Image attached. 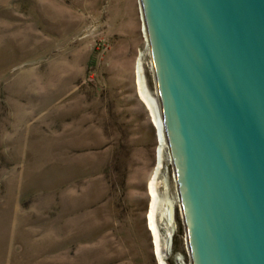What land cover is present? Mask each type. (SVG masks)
I'll use <instances>...</instances> for the list:
<instances>
[{
	"label": "rangeland",
	"instance_id": "374dc122",
	"mask_svg": "<svg viewBox=\"0 0 264 264\" xmlns=\"http://www.w3.org/2000/svg\"><path fill=\"white\" fill-rule=\"evenodd\" d=\"M142 22L140 0H0V264H161ZM173 165L157 187L174 203V227L156 216L163 259L193 264Z\"/></svg>",
	"mask_w": 264,
	"mask_h": 264
},
{
	"label": "water",
	"instance_id": "95a60500",
	"mask_svg": "<svg viewBox=\"0 0 264 264\" xmlns=\"http://www.w3.org/2000/svg\"><path fill=\"white\" fill-rule=\"evenodd\" d=\"M142 5L192 263L264 264V0Z\"/></svg>",
	"mask_w": 264,
	"mask_h": 264
},
{
	"label": "bare ground",
	"instance_id": "6f19581e",
	"mask_svg": "<svg viewBox=\"0 0 264 264\" xmlns=\"http://www.w3.org/2000/svg\"><path fill=\"white\" fill-rule=\"evenodd\" d=\"M140 2L142 5V0H140ZM142 16H143L142 34H143V38L145 42V49L144 51L140 53L139 58L136 63L135 82H136V87L138 90V95L141 101L148 108V111H150L153 123L158 132L159 148H158V153H157V164L153 172V175L150 179L149 188H148L149 197L151 198V206H150V213L148 216V220H149L150 230L155 240L158 260L161 264H165V261L163 259V249L161 247V238H160V234H159L157 222H156V216H157V212L159 209L161 208L164 209L163 216L167 220L168 226L174 227L173 226L174 203L168 199L167 192L165 193L164 200L163 201L160 200L158 192H157L158 190L157 187L159 185V176L162 171L163 165L165 163V157H167L168 163L170 164L174 163L173 166H175V162L171 154L172 149L170 146V141L167 135L166 125H165V121L163 118L164 116H163V111L161 108V99H160L159 89L158 87H156L158 92L157 94L153 95L149 91L147 82H146V77H145L146 67H149L153 75L154 74L156 75V73H155V68H154V62H149V64H147L148 58H152V61H153V57H152V52H151V46H150V41H149V36H148V30H147L143 5H142ZM140 19L142 20L141 16H140ZM171 236H172L171 234L168 236L166 246H169L168 243L170 242ZM165 250L168 253L169 247L165 248Z\"/></svg>",
	"mask_w": 264,
	"mask_h": 264
}]
</instances>
